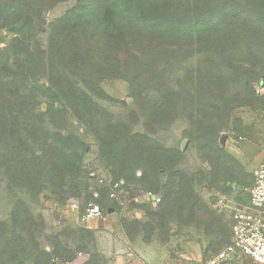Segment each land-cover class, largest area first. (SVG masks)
Returning a JSON list of instances; mask_svg holds the SVG:
<instances>
[{"label": "rangeland", "instance_id": "374dc122", "mask_svg": "<svg viewBox=\"0 0 264 264\" xmlns=\"http://www.w3.org/2000/svg\"><path fill=\"white\" fill-rule=\"evenodd\" d=\"M78 1L60 3L46 13L47 27L40 34L45 44L53 36L55 21ZM195 16L200 19L204 14L196 11ZM11 39L12 35L1 31V47ZM168 40L179 45L176 53L144 54L157 68L153 82L163 86L159 89L143 86L135 95L129 80L105 78L97 95L87 92L69 102L48 87L47 77L34 83L35 99L30 104L35 118L47 127L34 151L46 156L39 158L41 175L33 184L19 181L0 162V264H61L77 256L79 264H139L147 256L152 258L148 264H205L232 243V214L220 208L218 201L229 198L249 203L253 169L264 160L255 159L258 153L251 159L240 156L245 155L244 146L250 140L260 143L264 138V65L249 86L237 79L228 92L216 95L206 89L197 98L196 76L210 72L208 54L202 51L186 63L182 47L188 38L172 35ZM51 62L49 57L47 66L53 71ZM66 73L81 83L80 73L76 77L74 71ZM198 119L205 124L217 121L216 151L205 148V140L193 138ZM125 134L133 140H147L140 155L138 148L128 150L132 173L121 171L114 158L117 150L112 153L107 145L120 148ZM156 148L162 162L172 152L180 158L173 168L161 167L158 178L145 182L146 186L158 184L160 201L138 188L147 178L145 164L151 162ZM181 177L194 187L184 208ZM114 180L124 183L120 199L110 196ZM171 185L174 194L167 199ZM207 192L211 207L193 199ZM91 202L105 208L95 225L123 235L120 249L128 252L132 262L123 259V252L105 250L103 235L92 228V222L83 224V212ZM53 253L63 259L49 260ZM221 264L257 263L237 255Z\"/></svg>", "mask_w": 264, "mask_h": 264}, {"label": "trees", "instance_id": "16d2710c", "mask_svg": "<svg viewBox=\"0 0 264 264\" xmlns=\"http://www.w3.org/2000/svg\"><path fill=\"white\" fill-rule=\"evenodd\" d=\"M66 1L0 0V33L12 35L4 48L0 40V162L19 181L36 183L41 175L39 158L46 156L34 151L46 136L47 127L35 118V108L30 104L35 99L33 85L41 76L47 77L48 87L69 102L87 92L97 95L105 78L129 80L135 95L143 86L159 89L163 86L153 82L157 68L144 59V54L156 53L158 57L176 53L179 45L168 40L172 35L188 38L182 47L187 53L186 63L202 51L208 54L210 72L196 76L197 98L206 89L216 95L228 92L237 79L249 86L262 72L264 0H79L55 21L47 45L40 38L47 27L46 13ZM196 11L204 16L197 18ZM49 57L53 71L47 66ZM66 71H74L75 77L80 73L81 83L74 82L76 78ZM78 112L82 115L81 110ZM198 120L202 123L198 121V133L193 138L205 140V148L216 151L220 131L217 121L205 124V120ZM124 137L120 148H114L113 143L107 145L114 150L110 152L117 150L114 158L121 164V171L132 173L128 150L138 148L140 155L146 150L147 140ZM162 157L159 149L152 152L151 162L145 164L147 178L138 184L141 191L157 194L158 184L146 186V180L158 178L161 167L170 169L180 161L173 152L164 162ZM184 180L181 177L179 182L183 208L194 193L193 185ZM172 194L171 185L167 199ZM53 258L63 259L56 253L49 260Z\"/></svg>", "mask_w": 264, "mask_h": 264}, {"label": "built area", "instance_id": "2783aa9c", "mask_svg": "<svg viewBox=\"0 0 264 264\" xmlns=\"http://www.w3.org/2000/svg\"><path fill=\"white\" fill-rule=\"evenodd\" d=\"M242 139V137H240ZM254 184L250 189L249 203H238L233 199L220 198L218 206L232 214V243L205 264H221L237 255L251 257L257 264H264V160L253 169ZM122 181L112 182L111 198L120 199ZM145 196L160 201L157 194L144 192ZM73 207H77L73 203ZM104 208L97 202H91L83 212V224L101 219Z\"/></svg>", "mask_w": 264, "mask_h": 264}, {"label": "crops", "instance_id": "0c3cea01", "mask_svg": "<svg viewBox=\"0 0 264 264\" xmlns=\"http://www.w3.org/2000/svg\"><path fill=\"white\" fill-rule=\"evenodd\" d=\"M244 152L245 155H240L244 160L247 159H251L254 158L253 156H255L257 153V156H255V159H264V138L260 141V143L250 140L249 143H247L244 146ZM260 152V153H259ZM255 154V155H254ZM240 157V158H241ZM210 193H205V194H201V198L203 200V203L206 204L207 206L211 207V201H210ZM111 210V208H110ZM99 219L93 221L91 224V226H93V229H96L97 232L101 235H103V243L102 246L103 248L109 251H115V252H123V259L126 260H130V262H132L130 255H127L128 252L125 249H120V246L122 245L121 243L125 240V237L123 235L119 236L118 234H116L113 229L110 228H103L100 229L98 228L97 225H95V223H97ZM233 222V219H232ZM91 226H89L91 228ZM106 229V230H105ZM127 252V253H126ZM150 256L145 257V259L142 260V263L139 264H148L150 261ZM79 259L80 257L77 256L72 260H65L62 261L61 264H79ZM152 259V258H151ZM132 264V263H131ZM133 264H138L136 261Z\"/></svg>", "mask_w": 264, "mask_h": 264}, {"label": "water", "instance_id": "95a60500", "mask_svg": "<svg viewBox=\"0 0 264 264\" xmlns=\"http://www.w3.org/2000/svg\"><path fill=\"white\" fill-rule=\"evenodd\" d=\"M225 140V138H223V141Z\"/></svg>", "mask_w": 264, "mask_h": 264}]
</instances>
